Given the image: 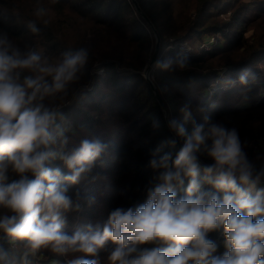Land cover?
Instances as JSON below:
<instances>
[{
	"label": "trees",
	"instance_id": "16d2710c",
	"mask_svg": "<svg viewBox=\"0 0 264 264\" xmlns=\"http://www.w3.org/2000/svg\"><path fill=\"white\" fill-rule=\"evenodd\" d=\"M134 1L160 38L152 75L164 107L143 76L156 42L153 28ZM251 5L256 9L246 14ZM210 34H220L223 42L191 54L178 47L191 36ZM0 42V49L9 55L17 53L24 59L35 54L50 67L83 53L72 80L62 90L33 102L55 113L52 134L62 131V117L77 118L73 130L62 134V145L46 149L54 153L46 162L49 168L69 175L63 157L86 140L101 146L77 182L60 181L70 200L69 208L61 212V231L69 237L102 232L116 209L135 210L146 203L160 176L176 171L174 160L181 150L176 136L184 145L196 127L204 132L213 126L235 131L252 178L264 180V152L258 149L264 143V0H0ZM17 74L21 84L25 77L37 75L28 68L13 70ZM46 79L51 81V76ZM165 111L171 125H176V136ZM181 126L183 136L178 133ZM75 133V140L65 138ZM211 145L207 139L194 153L200 163L195 162L196 179L203 192H216L204 180L203 171L215 163L208 154ZM165 156L169 157L167 169L160 166ZM26 175L35 179L31 172ZM5 176L6 185L21 178L11 164ZM181 179L183 183L174 188L177 198L187 195L192 178L181 173ZM242 187L253 197L264 190L256 185ZM219 195L222 198L224 193ZM14 214L0 205V218ZM261 218L264 213L253 219ZM7 235L0 230V264L72 263L60 254L46 257L40 248L33 250L28 240H10ZM206 239L214 245L211 257L228 251L223 224L208 231ZM117 246L109 239L94 254L86 255L96 264H119L110 258ZM166 246L155 241L139 244L132 256Z\"/></svg>",
	"mask_w": 264,
	"mask_h": 264
},
{
	"label": "clouds",
	"instance_id": "9594fccd",
	"mask_svg": "<svg viewBox=\"0 0 264 264\" xmlns=\"http://www.w3.org/2000/svg\"><path fill=\"white\" fill-rule=\"evenodd\" d=\"M82 58L83 53L77 54L50 67L42 65L35 54L21 59L17 53L9 55L0 49V205L15 213L0 218V230L28 240L33 250L51 245L62 252L64 245L79 244V251L94 254L110 239L118 245L110 258L119 264H264V218L253 219L264 213V190L253 197L242 187H254L259 177L252 179L235 131L216 126L207 132L202 127L194 129L174 160L176 171L160 176V183L150 191L146 203L135 210L116 209L102 232H78L69 237L61 231V212L69 208L70 200L60 181L77 182L101 146L86 140L63 157L71 171L69 175L62 176L58 168H49L46 162L54 153L46 149L54 143L50 127L55 113L33 102L62 90L72 80ZM17 68L31 69L37 75L25 77L21 84L17 82L18 74L13 75ZM48 76L51 81L46 79ZM178 133L183 136L185 129L179 127ZM207 139L212 140L208 154L215 163L203 169L204 180L216 192L201 191L196 179L194 153ZM9 164L21 178L6 185L3 181ZM160 166L169 167L168 156ZM29 172L35 179L26 175ZM181 173L192 179L187 195L177 198L174 188L183 183ZM220 224L225 229L228 251L211 257L214 245L206 239V233ZM154 241L167 246L144 249L132 256L137 252L136 245ZM74 264L96 262L81 259Z\"/></svg>",
	"mask_w": 264,
	"mask_h": 264
},
{
	"label": "rangeland",
	"instance_id": "374dc122",
	"mask_svg": "<svg viewBox=\"0 0 264 264\" xmlns=\"http://www.w3.org/2000/svg\"><path fill=\"white\" fill-rule=\"evenodd\" d=\"M245 1H247V0H245ZM251 6H254V7L247 9L245 11L246 14H248L250 12V9H256L255 5H251ZM226 14L227 13L222 14L221 17H225ZM216 36L218 37V39H216ZM216 36L213 34L207 35L203 38L191 36V37L179 42L178 47L183 49L184 51H186L187 54H191L195 51L199 52V51H201V48H209V47L212 48L216 44H220L223 42V38L220 34H218ZM172 44L169 45V46H171V48L174 47V45H172ZM54 64H55V62H54ZM148 64H149V62L146 64V66ZM145 67L143 69V76L146 78L145 73H144ZM153 71H154V66H153V68H151L149 76H150L151 81L153 82V84L156 86V88L158 90L157 84H156L155 79L152 75ZM98 72L100 74H103L104 69L98 68ZM159 94H160V92H159ZM71 103H72V101L70 100L69 102H67V105L71 104ZM76 121H77V118H73V117H69V116L62 117L61 122H60V127H59L62 129V131H60L58 133L56 131L55 133L52 134L54 136V143L50 144L49 147H52V149H56L57 146L60 147L62 145V141L64 140V136L62 134H64L68 130H73L72 126L74 125V123ZM75 135H76V133L73 135H70V136L67 135V136H65V138H69L70 140L71 139L75 140V137H74ZM258 149L262 150V152H264V143H262V147H259ZM62 155H65V154H62ZM7 236L9 237L10 240L15 239V237H12L9 235H7ZM78 248H79V244L73 245V246L64 245L65 250L62 252H58V251L53 250L51 245H47V246H41L40 250H42L43 252L46 253V257H49L51 254L52 255L53 254H55V255L60 254V256H62L66 261H69L70 263L72 262L71 264H74L75 261L81 260V259L89 260L86 253L79 251ZM68 253L70 254V256H66ZM49 262H52V264H64L63 260H52ZM15 264H20V263L17 262Z\"/></svg>",
	"mask_w": 264,
	"mask_h": 264
},
{
	"label": "water",
	"instance_id": "95a60500",
	"mask_svg": "<svg viewBox=\"0 0 264 264\" xmlns=\"http://www.w3.org/2000/svg\"><path fill=\"white\" fill-rule=\"evenodd\" d=\"M134 5H135V8L137 9V11L140 13V15L144 18V20L153 28V32H154V35H155V42H156V44H155L154 52H153V54H152V56L150 58L149 64L145 67L144 73H145L146 78L148 79V82H149V84H150V86H151V88L153 90V93H154L156 99L158 100V102L160 103V105L162 107H164L163 99H162L161 95L159 94V91L157 90L156 86L151 81L150 76H149L150 71H151V68H153V66H154V63L156 61V57H157V54H158V51H159L160 38H159V35H158L156 29H154L151 21L149 20V18L147 17V15L141 10V8L139 7V5H138V3L136 1H134ZM165 117H166V119L168 121V125L170 127L171 132L176 136L175 130H174L173 126L171 125L170 121L168 120V113H167V111H165ZM176 142H177V145L180 147V149H182L183 145L180 142L178 136H176ZM195 162L199 163V161H198L197 158H196V161ZM203 167H205V166H203ZM255 185L256 186H262V187H264V180H259L258 179V181H257V183Z\"/></svg>",
	"mask_w": 264,
	"mask_h": 264
}]
</instances>
